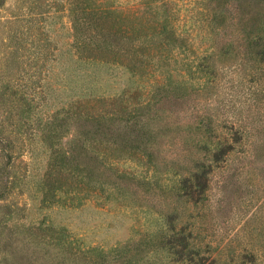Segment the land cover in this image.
I'll return each instance as SVG.
<instances>
[{"label":"rangeland","instance_id":"rangeland-1","mask_svg":"<svg viewBox=\"0 0 264 264\" xmlns=\"http://www.w3.org/2000/svg\"><path fill=\"white\" fill-rule=\"evenodd\" d=\"M70 2L0 0V264H264V0H105L121 63Z\"/></svg>","mask_w":264,"mask_h":264},{"label":"trees","instance_id":"trees-1","mask_svg":"<svg viewBox=\"0 0 264 264\" xmlns=\"http://www.w3.org/2000/svg\"><path fill=\"white\" fill-rule=\"evenodd\" d=\"M109 6L110 3H106L105 0H89L87 4H84L83 0H71L69 15L73 30V45L77 51L79 50L83 54L85 52L98 51V53H103V55L111 56L113 63H121L123 58L130 60L133 57L136 60L139 47L137 43L133 44V42L139 41V39L136 38L134 27L123 22L130 20V18L132 19L135 16V11L129 10L127 12L123 10L122 14L112 16L117 11L109 8ZM115 22L116 25H111ZM89 31L97 34L91 35ZM121 38L130 40V46L126 47V44L121 42ZM115 39L118 41H115ZM15 50H18V47L11 46L10 56ZM104 116L105 113L101 110L86 115L89 121L97 122ZM75 138L76 135L72 133L68 143H72ZM63 158L66 162H70L73 158L72 153L69 150H65ZM70 244V241L66 239H62L60 242L62 249L70 246ZM240 259L242 264H255L258 262L255 261L254 255H250V257L242 255Z\"/></svg>","mask_w":264,"mask_h":264}]
</instances>
